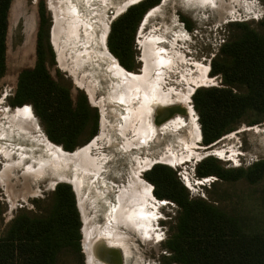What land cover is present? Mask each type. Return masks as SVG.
Listing matches in <instances>:
<instances>
[{"label":"rangeland","instance_id":"obj_1","mask_svg":"<svg viewBox=\"0 0 264 264\" xmlns=\"http://www.w3.org/2000/svg\"><path fill=\"white\" fill-rule=\"evenodd\" d=\"M59 1L61 4L58 5V10L74 8L82 22L74 36L68 30L69 25H73L74 18L60 12L61 20L56 22L48 0H13L8 14L6 71L0 79V203L5 208L3 226L19 210L46 216L52 208L55 170L57 178H66L65 181L72 178L65 170H61L64 174H58V167L52 172L46 171L52 167H49L50 156L48 157L49 153L44 144L46 133L40 123L35 133L28 134L26 131L22 132L12 119L11 111L16 107H12L11 102L14 99L18 75L24 69L33 68L36 62L40 12L43 13L41 40L46 67L56 82L70 90L74 103L85 101L88 105L89 121L81 134L82 144L79 147H84L98 138L95 143L96 154L91 155L102 163L100 172H103L100 174L102 179L99 184L101 191L107 187L110 192L107 195L100 190L95 192L91 179L87 176L84 178L82 190V185L75 188L83 221L81 224L79 216V231L83 227V238L85 222L95 231L101 230L100 227L105 228L106 207L108 203L112 206L115 204V195L127 182L130 164L137 159H148L153 162V166L160 165L171 170L190 199L206 201L231 215L264 213V182L249 185L244 180L223 182L218 178L225 171H245L264 160V120L260 121L254 115L246 114L239 122L228 125L217 139L207 143L203 140L199 114L193 104V95L197 90L223 87L221 75L211 73L212 66L222 61V47L239 32L236 24L245 23L258 30L262 29L258 23L264 22V0H224L233 12L221 23L218 21L216 9L218 3L213 8L210 4L200 5L192 0H160L130 28L120 22L124 13L114 17L116 9L121 7L124 0ZM249 2L252 4L248 5ZM105 25L109 27L105 44L109 51L101 43ZM56 29L62 33L55 35ZM121 31L123 34L120 36ZM98 36L100 52H110L109 58L117 60L120 65L122 61L130 68L129 73L135 75H141L144 70L142 42L145 39L158 38L155 48L158 59H162L158 62L163 63L165 60L164 63L169 64L165 66L167 75L163 74L164 83L162 78L159 86L164 84L163 90L172 92L169 95L172 94L174 105L183 106L185 103L191 110V115L181 117L182 124L178 129L158 132L161 133L157 134L158 144L155 143L156 139H152L146 147H131L128 152L123 150L124 142L134 138L131 126L133 118L129 111H135L141 104L139 99L134 104H127L107 97L118 89L116 81L113 84L109 82L107 74L102 70L104 65L101 61L86 60L91 53L96 54L98 49L95 42ZM85 51H88L89 57L82 53ZM59 53L64 56L65 68L59 63ZM79 53H82L80 58H76ZM179 56L181 59L177 58ZM162 68L160 71L159 68H153L150 77L158 81ZM202 74L207 81L194 84L193 81H197ZM78 81H82L84 85L79 86ZM85 85L93 91L94 99H91ZM240 89V92L244 91L242 87ZM142 95L143 93H138L139 98ZM187 96L189 100H184ZM178 99L181 103H178ZM29 107L31 106L23 105L17 108ZM8 109L11 110L9 113ZM2 115H5L7 121L3 120ZM193 122L196 127L192 125ZM193 128L199 129L201 139H193ZM50 143L59 149L61 147L51 141ZM169 155L177 159L182 157L183 160L175 165L167 164L164 159ZM41 164H46L49 168L41 169ZM152 167L148 170L142 169L144 171L141 177L153 188L146 177ZM198 169L200 173L207 170L212 174L199 175ZM4 170L8 175L2 179ZM25 188L34 194L23 200L19 195ZM153 198L156 200L153 203L154 218L149 226L154 241L147 242L121 223L113 229L114 235L127 236L125 240L119 239L116 247L122 255L123 264H176L167 243L176 234L179 208L170 200L155 196ZM126 241L127 246L124 245ZM84 259L81 250L70 259H61L60 264H85Z\"/></svg>","mask_w":264,"mask_h":264},{"label":"trees","instance_id":"obj_2","mask_svg":"<svg viewBox=\"0 0 264 264\" xmlns=\"http://www.w3.org/2000/svg\"><path fill=\"white\" fill-rule=\"evenodd\" d=\"M12 2L0 0V79L6 71ZM159 2L144 0L130 7L120 22L133 27ZM39 18L36 62L33 68L19 73L11 106L30 105L47 138L65 151H73L82 144L80 137L88 124L90 109L85 101L74 103L70 90L51 77L42 53V12ZM235 26L239 32L222 47V61L211 69L212 74L221 75L223 87L197 90L193 95L207 143L246 114L264 120V22L258 23L261 30L245 23ZM240 87L244 91L240 92ZM198 173L212 174L207 170L200 173L199 169ZM146 177L156 198L170 200L179 208L176 234L167 243L176 264H264V213L231 215L206 201L190 199L173 172L164 166H153ZM218 178L259 185L264 182V160L245 171H225ZM51 199L52 208L46 216L19 210L5 226V208L0 203V264H60L61 259L81 252L80 218L71 187L58 184Z\"/></svg>","mask_w":264,"mask_h":264},{"label":"bare ground","instance_id":"obj_3","mask_svg":"<svg viewBox=\"0 0 264 264\" xmlns=\"http://www.w3.org/2000/svg\"><path fill=\"white\" fill-rule=\"evenodd\" d=\"M48 1H49V6L54 13L56 22H59L61 20V17L59 16L60 12L68 16L70 15L74 18L73 25H69L68 27L69 33H71V35L74 36L75 33L78 31V27L82 24V22L79 20L78 16L76 15L75 9L65 8L63 11L62 10L60 11L58 10V8H60L58 5L61 4L59 0H48ZM125 1L126 0L122 1L123 3L120 8L116 9V13H119L123 9ZM192 1L200 5L210 4L211 7L213 8H215V5L218 3L216 9L218 13V21L220 23L225 22L227 15L231 16L233 12L232 8H230L228 4H225L224 0H218V1L192 0ZM247 4L251 5L252 2H249ZM103 29L104 31L101 36V43L104 47H106L105 45L106 35L109 31L108 25H105ZM60 33H62L61 30L59 29L55 30V35H58ZM156 41H158V38L145 39L142 42V46H143L142 56L144 60V70L141 75H135L133 73H129L124 69H122L119 66V64H117L116 60L109 58L110 55L109 52H108L109 55L103 52H99V57L109 61L108 69L110 73L115 78H117V81H119V83H117L118 89L115 90L113 93H109V98L112 100H119L127 104H131V103L134 104L136 99H139V104H141L135 108V111H133L134 109L129 111L130 115H132L133 118L131 126L133 129L134 138L133 140H126L124 142L123 149L127 151L131 147L132 148L146 147L148 141L149 140L152 141V139L157 137L159 131H164L166 129L168 131L171 130L172 128L178 129L182 124V119L180 115H176L177 117L175 119L172 120L170 119L171 120L170 122H168L165 125H162L161 127H157L154 124L153 113L155 109L158 107V110H160L161 106L167 107L169 109L171 107H174L171 105H174L175 102L174 100H172L169 93L162 91L161 87L159 86V83L162 82L163 74H165L167 70L165 66L169 64L168 62L164 63L165 62L164 58H163L164 60L163 63L158 62L159 60L158 52L155 48ZM87 52L85 51L82 53H86V56L89 57ZM82 53L76 55V58H80ZM177 58L181 59L180 56ZM58 59L60 65L65 68L66 62L64 60V56L62 53L58 54ZM161 60L162 59H160L159 61ZM161 67L163 68L159 73L160 76L158 77V81L153 80V78H151L149 75L150 72L152 71L153 68L154 69L159 68L160 71ZM206 81L207 79L202 74L197 78V81H193V83L197 85V84L205 83ZM77 84L79 86L84 85L82 81H78ZM85 88H87V91L91 99H94L93 91L89 88V86L85 85ZM138 93H143L142 95L143 97L139 98ZM188 94L190 95V90L188 91ZM184 100H189V96H187ZM178 103H180L179 99H178ZM181 107L185 108L188 114L191 115V110L187 108V105H185V103H183V106ZM29 109L15 108L13 111L8 109V113L10 111L12 113L13 122L17 124V126L20 128L22 132L26 131L28 134L33 132L35 133L38 130L36 119L30 113ZM173 112L174 110H170V112L167 113L172 114ZM163 113H166V111L163 110ZM161 120L162 118L159 121H156V124L158 122H161ZM100 124H101V118H100ZM192 125L194 127L197 126L194 122ZM102 130L103 129L101 128L100 131ZM193 130H192L193 139L194 140L201 139L199 129L193 128ZM97 139L98 138H95V140L87 148L78 147L76 148V150L72 152H64L61 148L59 149L58 147L50 143L48 139L45 138L44 144L47 149L46 151H48L49 153L48 157L50 156V160L48 161V163H49V167H52L50 169H47L46 171L51 170L52 172V170L54 168L56 169L57 167H59V165L62 166V164L73 163L74 169L77 170L80 176H84L85 174H87V175H92L94 178L97 177L101 173L100 172L101 163L99 162V159L97 157H94L92 155L88 156V154L86 153V151L89 148H91L92 146L95 147L96 145L95 143ZM156 140H158V138H156ZM182 160H183L182 157L181 158L179 157L177 159L176 157L170 155L165 157L164 159L165 163L174 164V165L178 164ZM151 164H152L151 161H149L148 159H144L143 161L141 159L136 160V166L133 165L131 167L132 175H131V179L128 182V187H123L120 190L119 195L117 196V201L119 203V206L115 208V212L111 217L112 221L114 222V225L121 223L122 225L127 226L126 228L128 230L134 231V233L137 234V236H140L144 240H147V242L149 243L154 241L152 238L153 236L151 235L152 231L149 225L152 223V218H154L153 210L155 209L154 208L155 205L153 203L156 200L155 198H153V195H151L152 187L145 180H142L139 177V175L141 174L142 169L148 168ZM49 167H47L46 164L40 165L41 169L49 168ZM7 175H8L7 171L4 170L1 175L2 179L5 178V176ZM80 176L74 175L73 180L67 179L66 181L71 182L73 186H75L74 188H78L82 185ZM62 178H58V179L54 178L53 180H55V183L57 182V180L65 181L66 178L65 177H64L65 179ZM32 194H34V192L30 191V189L28 188H25L20 193L19 196L20 198L25 200L27 196ZM128 225L130 226L128 227ZM113 229L114 228L110 230L95 231L90 229L88 223L85 222V227L83 230L84 232L83 245L86 253L85 256H86L87 264H117L118 256L117 257L114 256L118 254L117 251L118 248L116 249L118 245L117 241L119 239L125 240L127 236L114 235L115 232L113 231ZM112 248H115V250H111Z\"/></svg>","mask_w":264,"mask_h":264},{"label":"flooded vegetation","instance_id":"obj_4","mask_svg":"<svg viewBox=\"0 0 264 264\" xmlns=\"http://www.w3.org/2000/svg\"><path fill=\"white\" fill-rule=\"evenodd\" d=\"M262 1V0H261ZM106 38H107V35H106ZM95 44H96V47H97V49L98 50H96V54H90V58H86V60H88V59H96V61H101V63L104 65V67H103V72H105V74H107V78L109 79V82L111 83L112 82V84H113V82L115 83V81H117V78H115L111 73H110V71H109V69H106V66H108L109 65V61L108 60H105L104 58H101V57H99V52H100V50H101V46H99L100 44H99V36L97 37V41L95 42ZM106 44V43H105ZM107 47V46H106ZM107 50H108V48H107ZM109 51V50H108ZM110 53V52H109ZM111 55V54H110ZM117 61V60H116ZM117 64H119V62L117 61ZM119 66L122 68V69H124L120 64H119ZM125 71H127V72H129L128 70H126V69H124ZM142 72V71H141ZM164 75H167V73H165ZM165 78V76L163 77V83H164V79ZM116 83H119V81H117ZM163 87H164V84H161V90L162 91H164L163 90ZM164 92H166V93H172L170 90H167V91H164ZM107 97L109 98V94L107 95ZM171 98H172V100H173V97H172V94H171V96H170ZM191 101V100H190ZM181 103V102H180ZM171 106H174V107H171V108H167V107H162L161 106V108H160V110H158V107L155 109V111H154V116H153V118H154V124L157 126V127H161L162 125H165V124H167L168 122H170L172 119H175L177 116L176 115H180L181 117H186L187 115H189L188 114V112L186 111V109L185 108H183V107H179V105H171ZM192 108V107H191ZM163 110H165L166 111V113H163ZM170 110H174V112L172 113V114H170V113H167V112H170ZM194 111V110H193ZM173 117V118H172ZM162 118V120H161V122H158L157 124H156V121H159L160 119ZM171 119V120H170ZM161 133H159V135H160ZM200 136H201V134H200ZM159 136L157 135V137H155L154 138V140L156 139V138H158ZM49 140V139H48ZM158 140H159V138H158ZM158 140H156L155 141V143L156 144H158L159 143V141ZM50 141V140H49ZM43 145V144H42ZM44 146V145H43ZM60 147V146H59ZM61 148V147H60ZM45 149V148H44ZM62 149V148H61ZM63 150V149H62ZM125 152H128L127 150H125V149H123ZM64 151V150H63ZM74 151V150H73ZM72 152V151H71ZM135 156V155H134ZM134 158V157H133ZM134 160V159H133ZM101 163V162H100ZM102 164V163H101ZM63 165H66L64 168H61V166L59 165V167H58V169L60 168V171H59V173L58 174H64V173H62L61 172V170H65V173L68 175V176H70V177H72L71 179H73V175H79L80 176V174L77 172V170L76 169H73V164H62V166ZM133 165H136V161L134 160V162H131V164H130V172H129V176H128V179H127V182H126V184L125 185H123L122 187H121V189L123 188V187H125V186H127V184H128V182H129V180L131 179V166H133ZM151 165H153V162H152V164ZM150 165V166H151ZM73 166V167H72ZM149 166V167H150ZM148 167V168H149ZM102 168V167H101ZM103 170V169H102ZM103 171H101V173H102ZM100 173V174H101ZM142 173V172H141ZM100 174L97 176V177H93V176H91V175H87V174H85L84 176H80L81 177V183H82V187H81V190H82V188H83V186H84V178H85V176H87V177H90V179H91V183H92V187H93V190L95 191V192H97V191H101V189H100V187H99V184H101V181H100V179H102V177H100ZM139 177L142 179V177H141V175H139ZM71 179H68V180H71ZM147 182V181H146ZM121 189H119V191H118V193L115 195V204L112 206L111 204H109L108 203V205H107V213L105 214V228L104 227H100L101 228V230H110V229H112V228H115L116 226L114 225V222L112 221V220H110L111 219V217L113 216V212L115 211V208L117 207V205H118V202H117V196L119 195V192H120V190ZM104 195H107V194H109L110 192H109V188H105L103 191H101ZM152 193V192H151ZM151 195H153V194H151ZM154 197V196H153ZM82 224V223H81ZM118 228H121V229H123V230H125V231H128V230H126L125 228H123L122 226H118ZM129 232H131V231H129ZM133 235H135L133 232H131ZM127 242L128 241H126V243L124 244L125 246H127ZM123 245V246H124ZM122 247V246H121ZM85 258H86V256H84ZM121 261H122V264H123V258L121 257ZM87 264V263H86Z\"/></svg>","mask_w":264,"mask_h":264},{"label":"water","instance_id":"obj_5","mask_svg":"<svg viewBox=\"0 0 264 264\" xmlns=\"http://www.w3.org/2000/svg\"><path fill=\"white\" fill-rule=\"evenodd\" d=\"M144 0H126L125 1V3H124V6H123V9L119 12V13H116L115 12V15H114V17H117V16H119L120 14H122V13H125L126 11H127V9H129L130 7H132V6H134V5H137V4H139V3H141V2H143ZM108 34V33H107ZM110 91H112V89H110ZM87 96V95H86ZM88 97V96H87ZM30 113L32 114V115H34V113H33V111H32V108L30 107ZM2 118H3V120L4 121H7V119L5 118V115H2L1 116ZM37 119V118H36ZM37 126H39V122H38V119H37ZM100 130H101V127H100ZM45 138L46 139H48L46 136H45ZM95 140V139H94ZM93 140V141H94ZM92 141V142H93ZM91 142V143H92ZM91 143H89V144H87L86 146H84L83 148H87ZM45 150V149H44ZM96 148L94 147V146H92L91 148H89L87 151H86V153L88 154V156H90L91 154H96ZM39 162V161H38ZM37 162V163H38ZM69 164H72V163H69ZM153 165H151L149 168H146L145 170H148V169H150L151 167H152ZM73 167V166H72ZM74 168V167H73ZM56 172V171H55ZM143 172V171H142ZM141 175V174H140ZM53 176H54V178L55 179H58L56 176V174L54 173L53 174ZM58 184H66V185H68V186H70L71 187V190H72V192H73V194H74V196H75V202H76V208H77V211H78V213L80 214L79 216H80V218H81V223H83V221H82V217H81V212H80V210H79V206H78V198H77V192H76V190H75V188H74V186H73V184L71 183V182H67V181H60V180H57V182L54 184V186H53V188H55ZM152 190H153V188L151 189V192H152ZM83 228V227H82ZM82 228H81V241H80V247H81V250H82V254L85 256L86 255V253H85V249H84V245H83V233H82ZM117 251H118V254L117 255H114L115 257H117L118 256V258H119V260H118V258H117V264H122V259H121V257H122V255H121V253H120V251L117 249ZM84 262H85V264H86V258L84 259Z\"/></svg>","mask_w":264,"mask_h":264}]
</instances>
